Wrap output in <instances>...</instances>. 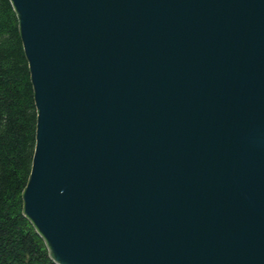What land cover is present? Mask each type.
<instances>
[{
    "label": "water",
    "instance_id": "obj_1",
    "mask_svg": "<svg viewBox=\"0 0 264 264\" xmlns=\"http://www.w3.org/2000/svg\"><path fill=\"white\" fill-rule=\"evenodd\" d=\"M11 2L51 259L264 264V0Z\"/></svg>",
    "mask_w": 264,
    "mask_h": 264
},
{
    "label": "trees",
    "instance_id": "obj_2",
    "mask_svg": "<svg viewBox=\"0 0 264 264\" xmlns=\"http://www.w3.org/2000/svg\"><path fill=\"white\" fill-rule=\"evenodd\" d=\"M29 63L11 0H0V264H56L23 213L36 142Z\"/></svg>",
    "mask_w": 264,
    "mask_h": 264
}]
</instances>
